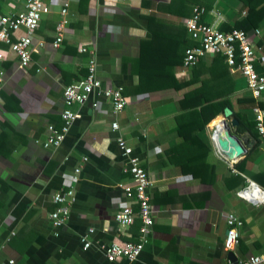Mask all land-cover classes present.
I'll return each instance as SVG.
<instances>
[{"label": "crops", "instance_id": "1", "mask_svg": "<svg viewBox=\"0 0 264 264\" xmlns=\"http://www.w3.org/2000/svg\"><path fill=\"white\" fill-rule=\"evenodd\" d=\"M197 1L208 8L206 21L219 28L241 15V0H71L63 43L55 48V30L63 16L59 1L46 0L50 11L33 35L30 67L22 68L10 53L1 64L5 83L0 104V264L12 260L15 264H232L230 252L238 262L264 256V203L238 195L250 182L264 192V144L257 133L240 134L239 126L233 129L248 148L235 163L217 148L214 122L224 114L200 133L201 149L198 144L179 146L180 102L199 86V78L210 74L207 70L193 77V69L177 62L178 56L182 62L185 38L192 39L184 21L193 15ZM1 2L0 17L25 11V0ZM182 5L189 9L184 11ZM148 17L170 26L151 32ZM260 31L257 42L264 38V23ZM25 34L20 30L13 40ZM150 34L158 60L166 65L175 61L170 73L152 70L141 60V46ZM83 48L88 52L82 53ZM257 57L263 68L264 49L257 47ZM91 59L103 89L122 87L129 104L113 116L111 102L94 95L85 105L74 106L77 121L59 148L37 144L47 140L50 126L63 125L64 91L84 81ZM213 59L198 65L209 69ZM228 68L235 82L234 104L251 97L246 79ZM257 72L264 76L261 69ZM174 81L191 85L162 86ZM257 105L264 111V94ZM244 112L254 121L253 110ZM115 121L118 131L112 129ZM120 137L140 158L151 180L155 223L134 262L124 258L110 262L105 251L112 244L137 242L140 236L136 205L133 225L116 222V215L130 204L122 188L133 184L117 146ZM245 159L241 172L236 165ZM70 187L74 200L70 217L56 228L51 220L57 207L54 196ZM231 215L243 223L234 251L225 247ZM83 238L90 248H85Z\"/></svg>", "mask_w": 264, "mask_h": 264}, {"label": "built area", "instance_id": "2", "mask_svg": "<svg viewBox=\"0 0 264 264\" xmlns=\"http://www.w3.org/2000/svg\"><path fill=\"white\" fill-rule=\"evenodd\" d=\"M56 1H59L63 16L55 30L54 47L58 48L63 43L65 28L69 24L68 15L71 0ZM49 11L46 0H25V11L16 15L0 17V104L5 83V73L1 64L7 60L8 53H10L16 56L22 68L30 67L33 35L38 30L43 16ZM208 15L209 12L205 8L195 7L193 15L184 21L185 28L195 43L185 51L184 69L191 70L206 58L224 56L228 66L246 79L248 90L253 98L257 101L261 100L264 94V76L260 75L256 68L258 60L257 39L261 36V31L246 32L237 29L224 32L215 23L210 24L206 21ZM23 29L26 34L13 40L14 35ZM81 52L87 53L88 51L83 48ZM94 95L111 102L113 116H118L129 104L122 87L103 89L102 82L97 77L96 61L91 59L84 81L71 85L64 91L65 103L61 115L63 125L61 127L50 126V135L47 140L45 142L37 140L36 143L41 144L46 149L59 148L77 121L78 112L74 111V106L85 105ZM253 111L258 136L264 144V111L258 105L253 108ZM112 129L114 131L120 129L117 121L112 123ZM117 146L125 161V172L131 175L133 184L122 188L130 204L116 215V222L120 226L133 225L136 219L134 210V205H136L141 221L140 236L137 242H130L125 245L112 244L105 248V251L110 262H115L120 258L134 262L140 258L149 242L155 223L154 209L149 194L151 180L147 170L142 166L140 158L134 154V150L128 146L123 138L118 139ZM76 172L79 174L80 170ZM78 179L77 175L76 180ZM238 195L255 204L264 203V192L260 188H256L252 182L243 188ZM71 200H73L71 187L54 196V203L57 207L51 214V220L56 228L63 227L69 219ZM228 225L225 247L228 251H234L240 245V228L243 223L236 216L231 215L228 219ZM89 232L93 233L94 231L91 229ZM83 243L85 248H90L91 244L86 238H83ZM10 264H15V261L12 260ZM237 264H264V256H252Z\"/></svg>", "mask_w": 264, "mask_h": 264}, {"label": "trees", "instance_id": "3", "mask_svg": "<svg viewBox=\"0 0 264 264\" xmlns=\"http://www.w3.org/2000/svg\"><path fill=\"white\" fill-rule=\"evenodd\" d=\"M241 1L242 6L240 9V17L235 18L230 24H223L220 28L221 31L231 32L238 29L246 32H254L255 30L262 29L264 23V0ZM1 3L2 2L0 0V13L2 7ZM197 3L196 7H202L199 1H197ZM174 5L175 4L173 3L171 6ZM182 8L184 11L189 9L186 5H182ZM205 9L208 10L206 7ZM186 15L189 16V13H186ZM147 21H149V28L151 32L154 28H163L167 25L170 26V24L166 25L162 20H158L153 17H148ZM185 32L188 34L186 28ZM154 39L155 37L151 35L150 40L145 41V43L142 44L141 60L146 62L147 66L152 70L155 69V71L163 72L166 69V73H170V68H172V65L175 64V61H173L170 65H166L162 60H158V57L153 51L154 47L151 45ZM185 41L182 62H180L181 59L178 56V64L183 63L187 48L195 44L192 39L191 41H188L187 37L185 38ZM257 47L261 50L264 49V38L258 40ZM171 54L174 57L173 60H175V53L171 51L170 56ZM212 61L213 62L209 69H205L206 64H201L193 68V77L200 76L203 71L207 70H209L210 74L207 78L202 80L199 78L197 82L199 83V86L185 94L184 99L180 102L182 114L178 118L177 132L182 138V142L179 146H183L184 148H193V146L198 144L197 147L199 149L200 145H203L200 133L204 131L217 117L223 115L226 108H231L233 110V117L239 121L238 133H252L255 131L258 135L256 122L250 121L248 119V115L246 114L247 112H244L249 109L253 110L252 107L254 108L257 101L251 96L244 99H237L236 104H234L233 95H235V82L230 76L225 57L217 56ZM223 65L225 66L223 67ZM256 68L257 70L261 69V73L264 74V67L260 68L257 64ZM192 82H194V80H192ZM188 85H191V83L183 82L180 84L179 82L174 81L173 84L166 83L162 86L182 88ZM245 163L246 159L238 163L236 165L237 169L243 172ZM244 185L246 186L247 183H244Z\"/></svg>", "mask_w": 264, "mask_h": 264}, {"label": "water", "instance_id": "4", "mask_svg": "<svg viewBox=\"0 0 264 264\" xmlns=\"http://www.w3.org/2000/svg\"><path fill=\"white\" fill-rule=\"evenodd\" d=\"M222 122L225 130L221 132L218 127L215 129L217 148L219 149L221 155L229 161L235 163L247 154L248 148L233 132V129L239 126V121L233 117V110L231 108L225 109ZM253 184L256 188H259L255 183ZM229 258L232 264L238 263V260L233 252L229 253Z\"/></svg>", "mask_w": 264, "mask_h": 264}, {"label": "bare ground", "instance_id": "5", "mask_svg": "<svg viewBox=\"0 0 264 264\" xmlns=\"http://www.w3.org/2000/svg\"><path fill=\"white\" fill-rule=\"evenodd\" d=\"M214 125L218 127L219 131L223 132L225 130L222 120H217ZM257 190V189H256Z\"/></svg>", "mask_w": 264, "mask_h": 264}, {"label": "rangeland", "instance_id": "6", "mask_svg": "<svg viewBox=\"0 0 264 264\" xmlns=\"http://www.w3.org/2000/svg\"><path fill=\"white\" fill-rule=\"evenodd\" d=\"M218 119H219V118H218ZM218 119H217V120H218ZM229 122H230V121H229Z\"/></svg>", "mask_w": 264, "mask_h": 264}]
</instances>
